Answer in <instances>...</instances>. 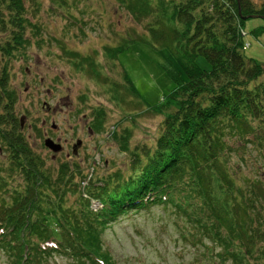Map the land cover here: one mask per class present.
I'll return each instance as SVG.
<instances>
[{"label": "trees", "instance_id": "1", "mask_svg": "<svg viewBox=\"0 0 264 264\" xmlns=\"http://www.w3.org/2000/svg\"><path fill=\"white\" fill-rule=\"evenodd\" d=\"M68 1L54 0L60 7ZM120 1L137 19L152 16L149 42L163 49L177 69L174 88L156 104L142 98L125 72L135 97L152 112L166 113L158 139L154 147L136 146L127 171L114 172L101 184L91 176L84 185L87 175L68 162L55 175L23 131L18 95L4 66L0 252L10 264H45L56 254L76 264H118L102 245L107 224L131 210L162 204L183 213L213 239L222 261L263 264L252 259L264 257V181L257 177L247 187L239 186L226 167V136L257 142L264 158V64L246 57L241 33L243 15L264 17V0H155L157 10L152 0ZM29 12L27 0H0L4 55L12 56L29 42V27L39 34ZM200 56L209 68L198 64ZM93 200L102 209H92Z\"/></svg>", "mask_w": 264, "mask_h": 264}, {"label": "rangeland", "instance_id": "2", "mask_svg": "<svg viewBox=\"0 0 264 264\" xmlns=\"http://www.w3.org/2000/svg\"><path fill=\"white\" fill-rule=\"evenodd\" d=\"M152 4L159 8L158 1ZM27 6L40 32L29 27V42L10 57L0 46V73L4 66L10 71L18 95L17 115L30 144L55 175L62 163L75 165L87 175L84 185L91 176L101 184L114 172L125 173L136 146L154 147L166 116L135 97L125 72L150 104L163 102L177 75L167 53L149 42L152 16L137 19L120 0H69L67 7L54 0H27ZM244 28V54L264 64V17L246 19ZM121 45L125 48L111 53ZM198 64L209 68L203 56ZM48 137L62 150L48 148ZM78 140L82 144L76 147ZM226 141V167L239 186L247 187L257 177L264 181L263 148L238 136H226ZM101 207L92 201V209ZM101 235L103 248L118 264H234L222 261L216 255L218 244L172 206L154 204L121 214ZM260 244L264 249V242ZM252 261L264 264V257ZM0 264H10L4 252ZM45 264L76 263L56 254Z\"/></svg>", "mask_w": 264, "mask_h": 264}, {"label": "water", "instance_id": "3", "mask_svg": "<svg viewBox=\"0 0 264 264\" xmlns=\"http://www.w3.org/2000/svg\"><path fill=\"white\" fill-rule=\"evenodd\" d=\"M240 14H241V10H239ZM260 15H257V14H251V15H243L242 16V19L246 20L248 18H255V17H259ZM45 145L50 148L52 151L54 152H59L60 150H62V146L60 143H56L52 138L48 137L45 139ZM81 145V141L78 140L77 144H76V147ZM75 147V148H76ZM76 150V149H75Z\"/></svg>", "mask_w": 264, "mask_h": 264}, {"label": "flooded vegetation", "instance_id": "4", "mask_svg": "<svg viewBox=\"0 0 264 264\" xmlns=\"http://www.w3.org/2000/svg\"><path fill=\"white\" fill-rule=\"evenodd\" d=\"M53 127H54V126H53ZM81 144H82V142H81ZM73 147H74V144H73ZM75 152H76V151H75ZM75 152H74V153H75Z\"/></svg>", "mask_w": 264, "mask_h": 264}, {"label": "built area", "instance_id": "5", "mask_svg": "<svg viewBox=\"0 0 264 264\" xmlns=\"http://www.w3.org/2000/svg\"><path fill=\"white\" fill-rule=\"evenodd\" d=\"M242 33H244V31H242Z\"/></svg>", "mask_w": 264, "mask_h": 264}]
</instances>
